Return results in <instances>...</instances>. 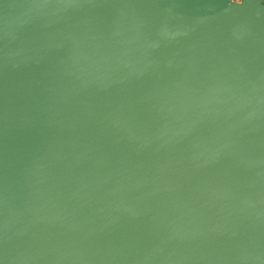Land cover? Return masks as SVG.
<instances>
[{
	"label": "water",
	"instance_id": "1",
	"mask_svg": "<svg viewBox=\"0 0 264 264\" xmlns=\"http://www.w3.org/2000/svg\"><path fill=\"white\" fill-rule=\"evenodd\" d=\"M0 264H264V0H0Z\"/></svg>",
	"mask_w": 264,
	"mask_h": 264
},
{
	"label": "rangeland",
	"instance_id": "2",
	"mask_svg": "<svg viewBox=\"0 0 264 264\" xmlns=\"http://www.w3.org/2000/svg\"><path fill=\"white\" fill-rule=\"evenodd\" d=\"M233 1H235V2H241L242 0H233Z\"/></svg>",
	"mask_w": 264,
	"mask_h": 264
}]
</instances>
